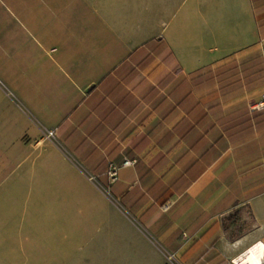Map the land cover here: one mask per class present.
Here are the masks:
<instances>
[{"label": "crops", "instance_id": "1", "mask_svg": "<svg viewBox=\"0 0 264 264\" xmlns=\"http://www.w3.org/2000/svg\"><path fill=\"white\" fill-rule=\"evenodd\" d=\"M187 2L0 0L18 264H249L264 246V0Z\"/></svg>", "mask_w": 264, "mask_h": 264}, {"label": "rangeland", "instance_id": "2", "mask_svg": "<svg viewBox=\"0 0 264 264\" xmlns=\"http://www.w3.org/2000/svg\"><path fill=\"white\" fill-rule=\"evenodd\" d=\"M189 0H178V13L184 9ZM89 178V175H88ZM22 206H16L9 203H0V264H18L26 255L25 251L19 249L21 245H25V239L17 232V225L13 221L15 215H20ZM237 213H231L229 220L226 221L224 227L228 229L229 221L236 216Z\"/></svg>", "mask_w": 264, "mask_h": 264}, {"label": "built area", "instance_id": "3", "mask_svg": "<svg viewBox=\"0 0 264 264\" xmlns=\"http://www.w3.org/2000/svg\"><path fill=\"white\" fill-rule=\"evenodd\" d=\"M254 109H264V93L260 96V98L258 99L257 102L254 103L253 105ZM55 134V130L54 129H50L47 130L46 132V136L49 138H52ZM135 163L134 159H130V158H123L122 162L120 164H116L113 162H108L107 164V168L105 171V175L108 179L109 182H113L115 180H117L118 178V170L120 167L123 166H131ZM90 180H93L94 178L92 176L89 177ZM171 204L170 203H164L161 205V208L163 211H166L170 208ZM166 259L170 264H177L175 262V258L174 255L172 253H167L166 255Z\"/></svg>", "mask_w": 264, "mask_h": 264}, {"label": "bare ground", "instance_id": "4", "mask_svg": "<svg viewBox=\"0 0 264 264\" xmlns=\"http://www.w3.org/2000/svg\"><path fill=\"white\" fill-rule=\"evenodd\" d=\"M249 250L255 256V258H253L249 264H264V246L263 245L256 243L252 245ZM234 263L237 264L235 261Z\"/></svg>", "mask_w": 264, "mask_h": 264}, {"label": "trees", "instance_id": "5", "mask_svg": "<svg viewBox=\"0 0 264 264\" xmlns=\"http://www.w3.org/2000/svg\"><path fill=\"white\" fill-rule=\"evenodd\" d=\"M165 264H168V263H165Z\"/></svg>", "mask_w": 264, "mask_h": 264}]
</instances>
